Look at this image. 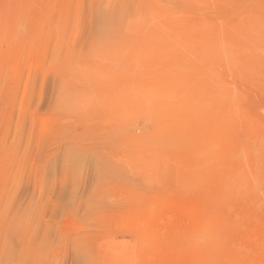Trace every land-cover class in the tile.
Wrapping results in <instances>:
<instances>
[{"label": "rangeland", "instance_id": "rangeland-1", "mask_svg": "<svg viewBox=\"0 0 264 264\" xmlns=\"http://www.w3.org/2000/svg\"><path fill=\"white\" fill-rule=\"evenodd\" d=\"M0 264H264V0H0Z\"/></svg>", "mask_w": 264, "mask_h": 264}, {"label": "bare ground", "instance_id": "bare-ground-1", "mask_svg": "<svg viewBox=\"0 0 264 264\" xmlns=\"http://www.w3.org/2000/svg\"><path fill=\"white\" fill-rule=\"evenodd\" d=\"M107 22L108 21L105 19L104 20V25H102V29L103 30H101L99 32V35H98L99 36V40L101 41V46H103L104 49L109 46L108 39L111 38V37H114L115 36V32H116V31L113 30L112 25H110L111 22H108V23ZM145 32H143V33H145ZM146 33H148V32H146ZM149 34L152 35L151 33H149ZM154 34L155 33H153V37H154ZM155 36H157V37H155V39L158 41L157 43H159V42L163 43L164 41L167 42V40L165 38L164 39L161 38L159 34H155ZM105 37H107V38H105ZM226 40H221V42L217 43L216 40L214 41L212 39H209L206 43L208 44V46H210V48H216L217 49L218 57H219L220 60L226 61V62L227 61L231 62V61L234 60V55H233L232 50H233V48L239 47V42L236 41L234 44H232V43H230V42H228ZM161 41H163V42H161ZM235 45H238V46H235ZM105 50H104V52H105ZM107 51H108V49H107ZM95 52H97V51H95ZM104 52H103V54H104ZM98 54H100V53H98ZM62 91L64 92L63 89L61 90V92ZM240 148L241 149L239 150V152L237 150L238 153H236L238 158H241L243 153H244V151L246 149H249V147H247L245 145L241 146ZM253 159H255L257 161L256 164H255V171L257 172V170L260 169V165L258 163L259 157L256 154L253 153ZM256 172H247V171L244 170V168H242V167L237 165V167L235 169L231 170V172H230L231 175H230V179H229L228 190H238L239 192L240 191L245 192V191H249V190H252V189L254 190L256 188L255 187L256 184L260 183V180L257 178L259 176V174H260V171H258L257 173Z\"/></svg>", "mask_w": 264, "mask_h": 264}]
</instances>
